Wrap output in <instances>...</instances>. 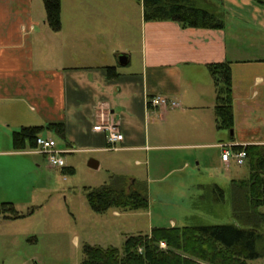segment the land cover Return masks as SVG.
Returning <instances> with one entry per match:
<instances>
[{
    "label": "crops",
    "instance_id": "obj_1",
    "mask_svg": "<svg viewBox=\"0 0 264 264\" xmlns=\"http://www.w3.org/2000/svg\"><path fill=\"white\" fill-rule=\"evenodd\" d=\"M123 1L71 0L68 17H60V30L52 32L39 0H0L3 145L12 148L11 135L21 127L62 122L67 153L132 151L148 158L165 151L170 153L169 163L177 160L184 169L189 159L196 160L200 172V163L209 170L216 165L222 171L229 168L233 160L221 161L220 144H264V4L223 0V29H201L144 21L137 2L138 60L124 74L118 70V56L125 54L128 65L135 50L112 47L116 63L106 53L107 40L117 42L126 33L130 17ZM224 61L229 62L232 83V135L215 127V95L207 70L208 64ZM106 67H114L118 77L109 79ZM149 96L164 97L177 106L147 109ZM108 118L122 134L115 149L106 147L104 131L92 129ZM50 134L44 131L41 136ZM33 153L0 150L13 156ZM30 262L37 263L35 256L19 264Z\"/></svg>",
    "mask_w": 264,
    "mask_h": 264
},
{
    "label": "rangeland",
    "instance_id": "obj_2",
    "mask_svg": "<svg viewBox=\"0 0 264 264\" xmlns=\"http://www.w3.org/2000/svg\"><path fill=\"white\" fill-rule=\"evenodd\" d=\"M69 1L60 0L62 19L69 15ZM123 2L128 4L126 14L130 17L126 22V33L117 42L114 38L107 40L106 53L116 63L113 54H110L112 47L135 50V53L131 52L128 65H118V70L126 74L133 70L138 60L136 50L140 27L137 2ZM50 138L57 149L66 148L63 140L53 134H50ZM3 143L1 135L0 150H12ZM35 154H0L3 155L0 157V203L11 202L21 213L35 207L34 212L24 218L0 219V264H19L33 256L37 263L29 264H79L83 245L120 248L126 235L147 233L152 226L170 227L171 223L173 226L194 225V217L201 218L206 224H228L231 222L229 207H226L220 219L193 208L194 198L199 194L197 186L216 184L226 190L231 178L248 176L246 165H236L233 161L225 171L217 165L214 169H205V165L200 163L199 172L195 166L196 160L192 159H189L187 168L180 169L181 164H177V160L168 162L166 157L170 153L165 151L152 152L148 158L143 153L132 151H77L62 155V168L50 167L43 154ZM210 157L213 159V155ZM89 159L98 162L96 169L87 166ZM136 160L139 165L135 164ZM159 160L162 161L158 166ZM174 167L177 170L171 171ZM69 168L73 170L72 174L64 172ZM112 174L134 177L144 182L148 208L137 212H120L119 215L113 214L114 209L102 214L90 210L85 190L105 185ZM260 210L264 213V207ZM248 264H264V259L249 260Z\"/></svg>",
    "mask_w": 264,
    "mask_h": 264
},
{
    "label": "trees",
    "instance_id": "obj_3",
    "mask_svg": "<svg viewBox=\"0 0 264 264\" xmlns=\"http://www.w3.org/2000/svg\"><path fill=\"white\" fill-rule=\"evenodd\" d=\"M142 6L144 21H171L182 28L223 29V0H135ZM264 4V0H253ZM45 21L52 32L60 30V0H42ZM214 89V120L217 130L230 133L233 128L232 83L229 62L207 65ZM107 77L115 79L114 67H106ZM48 131L65 140L62 122L45 126H24L11 135L12 149L35 148V139ZM229 136V140H232ZM245 151L242 165L248 176L231 179L227 189L216 184L197 186L198 196L193 208L220 219L229 207L228 224L211 225L195 218L194 225L152 227L147 233L126 235L120 248L85 244L79 264H248L249 260L264 259V144L233 145ZM72 174L71 168L64 170ZM86 202L95 213L110 209L137 212L148 208L144 182L112 174L105 185L86 189ZM19 212L13 203H0V219L16 220L31 215ZM160 242L165 247H160Z\"/></svg>",
    "mask_w": 264,
    "mask_h": 264
},
{
    "label": "built area",
    "instance_id": "obj_4",
    "mask_svg": "<svg viewBox=\"0 0 264 264\" xmlns=\"http://www.w3.org/2000/svg\"><path fill=\"white\" fill-rule=\"evenodd\" d=\"M177 103L168 100L160 96H149L146 98L147 109L157 108H174ZM94 131L105 132V142L108 149H115L117 142L122 140V134L118 129L117 123L112 119L108 118L105 122H100L92 128ZM221 148V161L228 164L229 160L232 159L236 165H242L245 159V151L243 149L233 150V144H220ZM31 152L41 153L46 157V160L52 168H62L64 161L62 155L67 153L68 150H59L56 148L55 142L51 138H45L41 135L35 139V148L30 149ZM160 247H165L163 242H160Z\"/></svg>",
    "mask_w": 264,
    "mask_h": 264
},
{
    "label": "water",
    "instance_id": "obj_5",
    "mask_svg": "<svg viewBox=\"0 0 264 264\" xmlns=\"http://www.w3.org/2000/svg\"><path fill=\"white\" fill-rule=\"evenodd\" d=\"M118 62L121 65H125L127 63V56L125 54H120L118 56ZM230 134L232 135V131H230ZM87 166L96 169L98 167V162L93 159H89L87 161Z\"/></svg>",
    "mask_w": 264,
    "mask_h": 264
}]
</instances>
